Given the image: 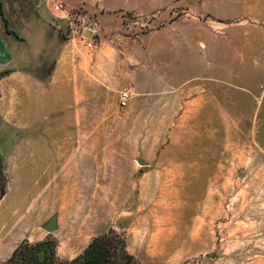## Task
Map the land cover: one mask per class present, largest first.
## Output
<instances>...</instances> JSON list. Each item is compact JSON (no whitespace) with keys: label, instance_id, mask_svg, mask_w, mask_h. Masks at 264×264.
<instances>
[{"label":"rangeland","instance_id":"rangeland-1","mask_svg":"<svg viewBox=\"0 0 264 264\" xmlns=\"http://www.w3.org/2000/svg\"><path fill=\"white\" fill-rule=\"evenodd\" d=\"M0 153V262L264 264V0H0Z\"/></svg>","mask_w":264,"mask_h":264},{"label":"trees","instance_id":"trees-1","mask_svg":"<svg viewBox=\"0 0 264 264\" xmlns=\"http://www.w3.org/2000/svg\"><path fill=\"white\" fill-rule=\"evenodd\" d=\"M9 179L5 159L0 153V203L7 195ZM0 264H141L128 251L125 236L110 230L92 240L84 252L72 261H63L57 255L56 245L50 241L18 246L11 257Z\"/></svg>","mask_w":264,"mask_h":264},{"label":"water","instance_id":"water-1","mask_svg":"<svg viewBox=\"0 0 264 264\" xmlns=\"http://www.w3.org/2000/svg\"><path fill=\"white\" fill-rule=\"evenodd\" d=\"M85 37L86 38H92L91 33L87 32L85 33ZM141 163L143 165H145V163L143 161H141ZM44 229L48 232V233H54L57 230V225H56V218H53L52 220H50L44 227Z\"/></svg>","mask_w":264,"mask_h":264},{"label":"built area","instance_id":"built-area-1","mask_svg":"<svg viewBox=\"0 0 264 264\" xmlns=\"http://www.w3.org/2000/svg\"><path fill=\"white\" fill-rule=\"evenodd\" d=\"M61 8H62V5H57V6L55 7V10H56V11H60ZM130 97H131V93H130L129 91H126V92H124V93L122 94V96H121V106H122V107L127 106L128 102H129V100H130Z\"/></svg>","mask_w":264,"mask_h":264},{"label":"crops","instance_id":"crops-1","mask_svg":"<svg viewBox=\"0 0 264 264\" xmlns=\"http://www.w3.org/2000/svg\"><path fill=\"white\" fill-rule=\"evenodd\" d=\"M58 78V73H57V70H54L50 75L49 77L47 78V80L43 81L45 82L46 84V81L49 82L50 84V81L51 82H57L56 79Z\"/></svg>","mask_w":264,"mask_h":264}]
</instances>
